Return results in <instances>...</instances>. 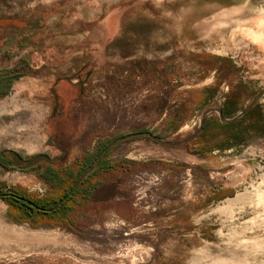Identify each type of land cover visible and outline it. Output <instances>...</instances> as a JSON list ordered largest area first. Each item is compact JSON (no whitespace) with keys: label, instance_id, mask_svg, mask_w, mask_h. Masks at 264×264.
I'll use <instances>...</instances> for the list:
<instances>
[{"label":"rangeland","instance_id":"1","mask_svg":"<svg viewBox=\"0 0 264 264\" xmlns=\"http://www.w3.org/2000/svg\"><path fill=\"white\" fill-rule=\"evenodd\" d=\"M225 1L0 0V74L17 73L0 88V193L52 191L104 140L180 141L205 106L241 110L264 87V0ZM236 127L195 153L110 146L102 210L72 230L21 222L0 196V264H264V95Z\"/></svg>","mask_w":264,"mask_h":264},{"label":"flooded vegetation","instance_id":"2","mask_svg":"<svg viewBox=\"0 0 264 264\" xmlns=\"http://www.w3.org/2000/svg\"><path fill=\"white\" fill-rule=\"evenodd\" d=\"M14 73L17 74L16 72ZM231 103L232 102L228 98V101L225 102L223 105L222 104L218 105L221 107L224 116L227 115L228 112H230V109L228 108V106L231 105ZM247 113H245L244 115L240 116L239 118H237L236 120L232 122H221L219 118L216 119L214 117H211L209 114H207L203 119V123H202V126L199 132L185 145L187 147L190 144L193 145L195 147L194 153L205 150V148L211 143V141L215 142L212 145L213 150L215 147L219 149L224 148L226 146L225 142L236 140L235 137H241L242 128H239L236 126L239 124V121H241ZM138 132H150L151 134L164 140L163 137L157 135L156 133H153L150 130H140ZM133 133H137V132H133ZM167 141H171V140H167ZM172 142H176V141H172ZM185 145H182V146H185ZM166 146H169V145H166ZM95 162L96 161H93L92 164L90 165L93 167V164ZM90 171L86 174L85 178L72 191L71 189L73 188L74 184L77 182V180L79 179V177L81 176L83 172H81L77 180L74 183H72V178L74 177L73 170L67 171L66 168H63L61 169V172H59L61 173V176H52V179L55 181H53V183L51 182L52 191L50 192H47L42 195H37V196L35 195L25 196L24 194L10 191V192H5L3 194L0 193V196L12 198L13 200H17L19 202L25 203L32 209H35L41 213L40 215H33L31 213L28 216H26L25 221H21V222H27L30 225H32V222H39L41 223V225H47V226L58 225V226L66 227L69 230L70 229L72 230V227H76V226H80L84 224L77 217L78 211L85 210L90 207V208H93V210L90 213H88V216L96 217L99 211L102 210V208L99 209L98 204L91 199L92 194L98 189L99 185L96 186L92 191H90V193H87L89 190V187L94 182L92 179V176L90 175ZM55 184H58V185H55ZM106 203L104 204V206H106ZM39 204H45V205L52 204L53 206L44 208V207H41ZM17 214H20V212L18 211ZM122 218H124V215H122ZM13 220L18 222L16 218Z\"/></svg>","mask_w":264,"mask_h":264},{"label":"water","instance_id":"3","mask_svg":"<svg viewBox=\"0 0 264 264\" xmlns=\"http://www.w3.org/2000/svg\"><path fill=\"white\" fill-rule=\"evenodd\" d=\"M210 2L213 3H220L223 4L225 6H235L236 3H227L228 1L225 0H209ZM253 35H255V38L258 39V41H263L264 40V23H262V26L259 27L257 30L252 31L251 32ZM264 95V87L261 88L258 92H256L252 98L250 99V101L244 105V107L237 112L235 115H233L230 118H227L223 115L222 109L220 106L218 105H207L205 106L200 114V118H199V124L198 127L196 128V130L188 137L184 138L183 140L180 141H176V142H172V141H167V140H162L159 137L151 134L150 132H137V133H129V134H124L122 136H119L118 138L114 139L112 142H110L109 145H107L104 149L101 150V152L96 156L94 161H97L101 155L110 147L113 146L115 144H117L118 142H121L127 138L133 137L135 135H146L148 137H150L151 139H153L154 141L164 144V145H169V146H182L185 145L188 141H190L200 130L202 123H203V119L204 117L209 114L210 112L215 111L218 115V118L221 122H232L234 120H236L237 118H239L240 116L244 115L245 113L249 112L250 110L254 109L260 99L262 98V96ZM91 165L88 166L84 172L81 174V176L79 177V179L77 180V182L74 184L73 188L71 189V191L85 178L86 174L90 171L91 169ZM3 196V195H2ZM225 198H230L229 196H225ZM220 200V199H219ZM29 202V201H28ZM32 204V203H31ZM33 205V204H32Z\"/></svg>","mask_w":264,"mask_h":264},{"label":"trees","instance_id":"4","mask_svg":"<svg viewBox=\"0 0 264 264\" xmlns=\"http://www.w3.org/2000/svg\"><path fill=\"white\" fill-rule=\"evenodd\" d=\"M110 142L108 140H104V141L100 142L99 144H97L95 153L93 152L92 154H88V155L84 154V155L80 156V158L75 162V165L72 167V170L74 172V177L72 178V183H74L77 180V178L80 175V173L83 172V170L87 166L92 164V162L95 160V157L101 152L102 149H104L107 145H109ZM108 150L101 156L100 159H98L93 164V167H92V169L90 171V175L92 176V179H93L94 182L89 187V190H88L87 193H90V191H92L96 186L100 185L101 180H102V174L110 173V172H113V171L117 170L115 165H111L105 160V156L107 155ZM3 198L7 199L8 204L12 208H15L16 210H18L21 213V215L23 216L22 219L24 221L26 220V216H28L31 213L33 215H40L41 214L39 211H37L35 209H32L31 207H29L25 203L19 202L17 200H13L12 198H8V197H3ZM39 205L41 207H44V208L53 206V205H45V204H39ZM50 215H51V213H50Z\"/></svg>","mask_w":264,"mask_h":264},{"label":"crops","instance_id":"5","mask_svg":"<svg viewBox=\"0 0 264 264\" xmlns=\"http://www.w3.org/2000/svg\"><path fill=\"white\" fill-rule=\"evenodd\" d=\"M10 72V73H9ZM5 73L0 74V88H7L9 84L11 83L12 80V75L14 74L15 71H9ZM227 115H225L226 117Z\"/></svg>","mask_w":264,"mask_h":264},{"label":"bare ground","instance_id":"6","mask_svg":"<svg viewBox=\"0 0 264 264\" xmlns=\"http://www.w3.org/2000/svg\"><path fill=\"white\" fill-rule=\"evenodd\" d=\"M234 12V11H233ZM261 13H262V11H261ZM262 15H264V14H262ZM262 17V16H261ZM250 22V21H249ZM241 23V22H240ZM224 24V23H223ZM250 24V23H249ZM259 24H261L262 25V23H259ZM240 27V26H239ZM241 28H243V27H241ZM248 30V29H247ZM251 31V30H250ZM256 40V39H255Z\"/></svg>","mask_w":264,"mask_h":264}]
</instances>
